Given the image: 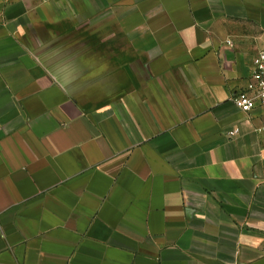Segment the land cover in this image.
Listing matches in <instances>:
<instances>
[{"label":"crops","instance_id":"0c3cea01","mask_svg":"<svg viewBox=\"0 0 264 264\" xmlns=\"http://www.w3.org/2000/svg\"><path fill=\"white\" fill-rule=\"evenodd\" d=\"M263 47L264 0L0 2V264H264Z\"/></svg>","mask_w":264,"mask_h":264},{"label":"built area","instance_id":"2783aa9c","mask_svg":"<svg viewBox=\"0 0 264 264\" xmlns=\"http://www.w3.org/2000/svg\"><path fill=\"white\" fill-rule=\"evenodd\" d=\"M8 1L10 0H0V2ZM234 104L244 113L259 108L264 110V47L254 58L249 81L235 96ZM236 134L237 131L231 133L232 136Z\"/></svg>","mask_w":264,"mask_h":264}]
</instances>
